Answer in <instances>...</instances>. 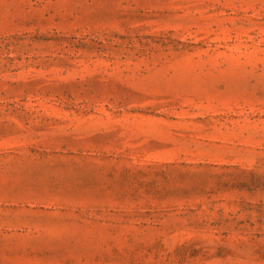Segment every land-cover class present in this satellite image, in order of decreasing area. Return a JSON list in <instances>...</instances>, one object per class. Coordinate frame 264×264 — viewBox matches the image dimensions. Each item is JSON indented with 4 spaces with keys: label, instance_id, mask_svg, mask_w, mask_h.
<instances>
[{
    "label": "rangeland",
    "instance_id": "1",
    "mask_svg": "<svg viewBox=\"0 0 264 264\" xmlns=\"http://www.w3.org/2000/svg\"><path fill=\"white\" fill-rule=\"evenodd\" d=\"M0 264H264V0H0Z\"/></svg>",
    "mask_w": 264,
    "mask_h": 264
}]
</instances>
